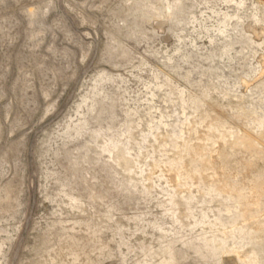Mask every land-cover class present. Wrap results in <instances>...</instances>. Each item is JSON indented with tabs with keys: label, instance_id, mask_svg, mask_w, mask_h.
<instances>
[{
	"label": "rangeland",
	"instance_id": "rangeland-1",
	"mask_svg": "<svg viewBox=\"0 0 264 264\" xmlns=\"http://www.w3.org/2000/svg\"><path fill=\"white\" fill-rule=\"evenodd\" d=\"M0 264H264V0H0Z\"/></svg>",
	"mask_w": 264,
	"mask_h": 264
}]
</instances>
